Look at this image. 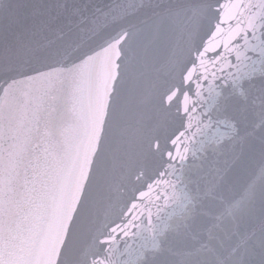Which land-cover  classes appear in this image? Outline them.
<instances>
[{
    "label": "snow or ice",
    "instance_id": "obj_1",
    "mask_svg": "<svg viewBox=\"0 0 264 264\" xmlns=\"http://www.w3.org/2000/svg\"><path fill=\"white\" fill-rule=\"evenodd\" d=\"M0 264H264V0H0Z\"/></svg>",
    "mask_w": 264,
    "mask_h": 264
}]
</instances>
